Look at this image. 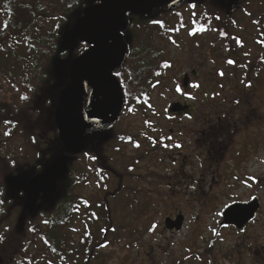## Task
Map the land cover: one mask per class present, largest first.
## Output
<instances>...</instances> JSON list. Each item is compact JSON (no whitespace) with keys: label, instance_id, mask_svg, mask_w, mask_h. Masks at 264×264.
<instances>
[{"label":"rangeland","instance_id":"1","mask_svg":"<svg viewBox=\"0 0 264 264\" xmlns=\"http://www.w3.org/2000/svg\"><path fill=\"white\" fill-rule=\"evenodd\" d=\"M245 1L230 13L234 25L228 28L235 41L218 40L227 25L217 27L213 20L211 26L206 25L209 30L193 33L195 11L189 6L158 16L166 21L163 33L159 28H132L146 58L140 64L134 61L133 69L143 68L135 74L139 76L135 87L146 100L131 107L133 111L123 112L111 134V151L105 156L112 161L109 166L114 172L125 174L124 183H119L124 193L115 203L109 198V216L114 215L126 231L122 237L112 235L92 264H264V0ZM175 26L181 27L179 31ZM227 58L237 59L239 68L229 65ZM157 70L158 78L153 75ZM192 71L199 76H191ZM219 72L224 77H217ZM184 75L191 78L188 95L175 91L176 84L182 89ZM208 90L214 95L204 93ZM180 102L190 105L191 117H168L175 114L168 111L171 105ZM211 115L230 122L234 135L222 143V158L213 155L207 160L199 153L203 144L194 137L201 136ZM15 136L10 141L12 147H1V157L15 156L12 148L26 151L20 135ZM119 137L126 141L121 143ZM152 139L159 141L153 145ZM170 139L183 144V150L160 147V140L169 143ZM178 158L184 164L177 161L173 166ZM74 163L77 170L83 167L78 159ZM128 167H133L132 171ZM114 186L110 177L109 193ZM75 195L90 201L104 193L92 176ZM17 196L9 221L1 226L0 233H8L7 243L25 203V198ZM252 197L259 203L255 220L241 230L219 226V214L227 205ZM176 212L184 217L181 230H166L165 218ZM82 216L72 218L69 231L76 246L87 229H94L92 216L86 211ZM11 264L32 263L16 256Z\"/></svg>","mask_w":264,"mask_h":264},{"label":"trees","instance_id":"2","mask_svg":"<svg viewBox=\"0 0 264 264\" xmlns=\"http://www.w3.org/2000/svg\"><path fill=\"white\" fill-rule=\"evenodd\" d=\"M241 2L246 1L189 0L182 7L189 6L195 11L193 25H210L213 21L217 27L227 25L217 39L234 40L228 28L234 25L230 13L239 8ZM92 3L93 0H0V149L12 147L10 141L15 135H20L29 148L28 152L27 149L23 151V147L20 150L12 148L15 156L9 159L0 156V231L14 211L13 199L18 198L17 195L25 198L18 222L9 233L13 235L12 239L9 238L7 243L8 233L5 240L0 233L2 264H11L16 256L32 264H92L112 238L122 237L126 231L114 215L109 216L112 212L109 198L114 202L124 193L119 183H124L125 174L114 172L109 166L112 161L106 158L108 149L111 151L114 129L92 135L85 151L68 156V173L59 181L56 193L46 201H39L33 213L27 211V199L22 193V186L28 180L43 172L63 153L54 113L59 95L68 83V65L81 53V45L76 40L71 41L68 33L75 20ZM69 4L73 6L69 8ZM178 12L155 10L144 19L129 16V25L159 28L163 33L166 21L158 16ZM261 18L264 22V14ZM140 70H133L131 87L124 91L123 112L138 107L140 100H146L135 87L139 80L135 74ZM159 73V70L154 72V77ZM22 96L28 99H21ZM5 120L12 123L5 124ZM119 141L124 143L126 140L119 137ZM87 155L94 157L85 159ZM77 159L83 166L78 170L74 163ZM92 176L96 177L104 193L102 198L89 201L77 197L76 189ZM110 177L115 181L111 194L107 190ZM43 208H48L45 213L41 211ZM84 211L92 216L90 221L94 229H87L76 246L70 240L69 231L74 223L72 218L83 217Z\"/></svg>","mask_w":264,"mask_h":264},{"label":"water","instance_id":"3","mask_svg":"<svg viewBox=\"0 0 264 264\" xmlns=\"http://www.w3.org/2000/svg\"><path fill=\"white\" fill-rule=\"evenodd\" d=\"M86 7L68 33L70 40L95 38L97 51L91 57L78 56L69 64L68 83L58 98L54 113V124L63 153L49 164L43 172L35 175L22 186L27 199V211L33 213L39 201H46L57 191L59 181L68 173V156L85 151L90 136L112 130L118 122L123 108V91L119 83H112L106 90L99 91L91 83L88 72L107 73L119 71L127 54L123 33L128 26V16L149 18L155 10L175 11L189 0H101L99 4ZM224 2L226 0H219ZM119 35L121 44L119 45ZM82 42V41H80ZM91 51V50H90ZM117 81L115 76H112ZM186 85V80L184 81ZM186 108L173 104L169 112L177 113ZM259 203H235L222 212L221 226L241 230L255 219ZM183 216L175 220L166 219V230L179 232ZM0 264L1 260H0Z\"/></svg>","mask_w":264,"mask_h":264},{"label":"flooded vegetation","instance_id":"4","mask_svg":"<svg viewBox=\"0 0 264 264\" xmlns=\"http://www.w3.org/2000/svg\"><path fill=\"white\" fill-rule=\"evenodd\" d=\"M93 4H95V3H92L91 5H93ZM91 5H89V6H91ZM133 18L142 19L143 17L133 16ZM128 19H129V16H128ZM135 26H138V28H140L142 30H144L145 28H147V27H144V25H138V24L129 25V20H128L127 29L122 34L123 35V39H124V41L126 43L127 54H126V57H125V61L122 64V66H121V68L119 70L120 76H118V77L115 76V78L117 79V81H119V85L121 86L123 93H125L124 91L125 90H129L130 87H131L130 84H131V82L133 80V77L131 76V74H132V72L134 70L133 69V67H134L133 65L135 64L134 61H136L138 64H140L144 59H146L145 56H144L145 54L144 53H140L141 52V49H140V46H138V44L136 42V35L133 34L134 31H132V28H135ZM180 28H179V26H175L174 30L175 31H179ZM191 29H193V33H199V32H202L203 33L205 30L206 31L209 30L206 25H203L202 27L192 26ZM78 43L81 46L83 44V42H78ZM225 45H228V43H225ZM80 55H82V52L78 56H80ZM78 56H76L75 58H77ZM229 61H232V63H229ZM227 62H228L229 65H231L233 67H236V68H239V67H237V64H238L237 63V59H235V58H227ZM68 68H69V65H68ZM138 69H143V68L139 66ZM147 70H148V68H147ZM251 70H252V68H251ZM67 71H68V69H67ZM155 72H157V71H155ZM190 75L191 76H194V77H198L199 76V74L196 73V71H192ZM190 75H184V77H183L182 89H181V93H183V94L185 93V94L188 95V92L190 90V87L192 86ZM155 77L158 78L157 75H155ZM217 77L222 78V77H224V74L221 73V72H219V73H217ZM185 80H186V85H184V81ZM196 86H198L197 83H196ZM214 91H215V89H214ZM215 92H217V91H215ZM204 93L205 94L207 93L209 95H214V93L212 91H210V90L205 91ZM178 107L179 108L180 107L186 108V110H180L179 112H177L175 114H172V115H169L168 117H174V116L179 117V118H189V117H191L190 114L192 113V109H191V107H190L189 104H187L185 102H180V104H179ZM206 124L207 125L204 126L205 130L202 131L201 136L198 137V138L197 137H194V141L195 142H198V144L201 145V146L203 144V151L202 152H199L200 153V156H202V159L207 158V160L213 159V155H216V156L217 155H220L219 157L222 158L225 155V153H223V150L225 149V147H224V145L222 143L224 141H226V137H229V139H230V135L231 136L234 135V131L231 129L232 127L229 126L230 122H227V120H223V122H222L219 118H217V115H211L209 117V119H207ZM171 140L172 139H170V141ZM158 141H159L158 139H152L153 145L154 144H157ZM177 144H179L180 147H176ZM160 147L162 149H165V150L166 149L167 150L168 149H177L178 151L183 150V144H181L179 142H174V141H171V142L167 143L166 140H160ZM181 153L182 152H179V155H182ZM243 156L244 155H242V158H243ZM178 157H180V156H178ZM173 161H175V163L173 164V166H175L176 163H178V162H179L180 165H183L184 164L183 159H180V158H178V160L174 159ZM197 161H198V164L199 165L202 164V160L201 159H199ZM253 200H257V199L255 197H252L251 200L246 201V202H242L240 200H236V201L232 202L231 204H235V203H249V202H252ZM231 204H229V205H231ZM178 215H182L183 216L182 213L176 212L173 215H170V216L166 217L165 220L166 219L175 220ZM220 219L222 221L221 213L219 214V221H220ZM251 222H249V223H251ZM218 224H220V223L218 222ZM247 225H245V226H247ZM219 226L221 228L225 227V226H221V224Z\"/></svg>","mask_w":264,"mask_h":264},{"label":"snow or ice","instance_id":"5","mask_svg":"<svg viewBox=\"0 0 264 264\" xmlns=\"http://www.w3.org/2000/svg\"><path fill=\"white\" fill-rule=\"evenodd\" d=\"M95 2L97 4H99L101 2V0H95ZM72 6H73L72 4L68 5L69 8H71ZM118 39H119V45H120L121 44V36L120 35H119ZM80 41L83 42V44L81 46L82 55L80 56V58L87 59L88 57H91L94 52L97 51L96 43L94 42L95 41L94 37L88 36L86 38L79 39L78 42H80ZM86 53L88 54V57H85ZM229 63H232V61H229ZM88 73H90L91 77H92L90 82L93 83V86L95 88H97L98 92L102 91V90H106L112 83H117V84L119 83V81H114L112 79V76H117V77L120 76L119 71H116V72L107 71V73H96V72H88ZM175 91L177 93L181 92V86L179 84H176ZM21 99L27 100L28 98L26 96H22ZM119 99L122 102L124 98H123V96H121ZM128 110H129V112L133 111L132 108H129ZM4 122H5V124H11L12 123L11 121H8V120H5ZM5 135H10V133L5 132ZM138 146L139 145H137V147ZM176 147H180V145L177 144ZM153 228H155V225H153ZM0 242H2V238H0Z\"/></svg>","mask_w":264,"mask_h":264}]
</instances>
